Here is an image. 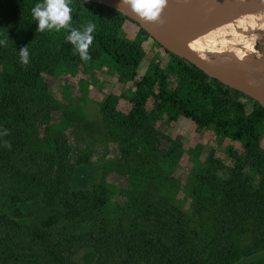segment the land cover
Returning <instances> with one entry per match:
<instances>
[{"label":"trees","instance_id":"16d2710c","mask_svg":"<svg viewBox=\"0 0 264 264\" xmlns=\"http://www.w3.org/2000/svg\"><path fill=\"white\" fill-rule=\"evenodd\" d=\"M38 2L40 0H0V40L8 39L6 47L0 46V63L4 64L6 71L0 75V131L8 129L10 133L0 137V187L7 189L0 192L3 199L0 202V264H7L8 261L21 264H76L70 260V255L64 254V250L71 247L67 243L73 240L87 243L92 249L89 255L96 264H233L241 255L264 248V236L260 235L264 223V152L259 148V135L252 120L248 123L247 131L240 127L236 130L237 138L248 135L249 140L243 154L234 152L233 155L238 168H245L248 173L260 172L262 176L257 188L245 190V179L241 177L224 184L212 176H196L202 183L221 193V200L210 217L213 238L206 256L194 250V242L184 231V220L153 210L150 203L139 208L145 215L131 229L124 228L123 216L115 227H108V219L101 217L105 202L87 185L92 180L99 181V174L96 175L99 168L84 162L81 156L74 164L69 163L70 150L63 133L53 136L54 152H44L47 139L34 129L36 121L41 118L45 120L51 109H57L45 94L46 85L40 78L39 70L45 68L51 71L64 63L76 65L79 61L86 62L78 54H73V46L65 40L66 32L60 38L61 46H57L48 33L36 31L37 23L32 19L31 8ZM72 7L73 27L79 28L87 21L96 24L89 50L91 59L106 53L126 70L137 67L138 57L133 53V47L117 34L122 18L136 24L133 20L94 2L73 0ZM230 23V26L233 25V22ZM26 45L30 52V63L25 67L19 62L18 51ZM185 62L192 67L179 62L182 73L193 81H199L198 89L203 93L211 91L209 84L202 81L209 76ZM209 78L219 87H225L223 93L228 90L239 93ZM162 91L168 93L167 90ZM174 94L160 95L197 124H221L224 108L198 115L186 108ZM215 98L217 95L212 100L215 101ZM144 99L145 96L138 91L132 99L133 108L125 118L115 113L109 98L103 102L102 121L108 119L109 122L114 117L118 125L130 130L128 137L121 138L123 142L131 136L144 135L148 129ZM257 106L263 109L258 103ZM63 117L91 133L95 138L88 139L93 143L106 141L99 132H94L99 125L98 119L89 123L79 114L65 110ZM3 140L10 141L11 149L3 146ZM25 148L37 159L35 168L30 170L14 159ZM12 184L21 185V193L29 188L36 193L34 196L17 195L12 190ZM136 201L138 199H134L129 206H140ZM251 218L255 223L254 242L242 250L235 249L228 240L230 232L239 222ZM195 234L197 237L196 231ZM198 239L202 242L201 238ZM26 242L30 243L29 253L24 250L27 249L24 245ZM33 245H37L36 248ZM248 264H264V258Z\"/></svg>","mask_w":264,"mask_h":264},{"label":"rangeland","instance_id":"374dc122","mask_svg":"<svg viewBox=\"0 0 264 264\" xmlns=\"http://www.w3.org/2000/svg\"><path fill=\"white\" fill-rule=\"evenodd\" d=\"M230 22H233L231 26L238 25L235 20L227 23ZM63 32L44 33L61 46ZM117 34L133 47V53L138 57L137 67L126 70L110 55L101 53L95 59L79 61L76 65L64 63L51 71L41 68L39 75L46 85L45 94L57 109H51L45 120L36 121L34 129L47 139L44 152L53 153V136L63 133L69 145V163L74 164L81 156L84 162L99 168L96 171L99 181L92 180L87 185L102 196L105 205L101 217L108 219L109 228L115 227L123 216L124 228L131 229L145 215L139 208L150 203L153 210L184 220V231L194 242V250L206 256L213 238L210 217L221 200V193L196 176H212L224 184L241 177L245 179V190L257 188L262 176L260 172L248 173L245 168H238L233 153H244L248 135L237 138L235 132L239 127L247 131L251 120L255 122L259 135V148L264 152V107H258L257 101L242 92L228 90L223 93L225 87H219L209 77L202 81L209 84L211 91L203 93L198 89L199 81H193L182 73L179 66V62L192 67L190 64L179 61L128 19L120 20ZM255 49L262 52L259 45ZM5 72L4 64L0 63V75ZM138 91L145 96L143 104L148 114L145 122L148 129L144 135L131 136L123 142L121 138L128 137L130 130L118 125L114 117L109 122L108 119L102 121L101 107L109 98L115 113L125 118L133 108L132 99ZM170 92H174L186 108L198 115L224 108L221 124L195 123L160 95ZM216 95L218 103L212 100ZM64 110L79 114L89 123L98 119L99 125L93 130L106 141H90L88 138L95 137L83 131L78 123L65 120ZM33 155L25 148L14 159L30 170L35 168L37 161ZM12 187L17 195L34 196L36 193L33 188L21 193V185L12 184ZM6 190L0 187V192ZM134 199H138L136 202L140 206H129ZM2 200L0 194V202ZM254 227L253 218L239 222L229 234V243L238 250L250 246L256 237ZM260 230V235L264 236V223ZM67 244L71 247L65 249L64 254L70 255V260L76 264H96L89 255L92 249L86 242L73 240ZM24 245L27 248L25 252H31L28 249L30 243ZM33 246L36 248L37 245ZM61 247L64 249L63 245ZM7 264L21 263L8 261Z\"/></svg>","mask_w":264,"mask_h":264},{"label":"bare ground","instance_id":"6f19581e","mask_svg":"<svg viewBox=\"0 0 264 264\" xmlns=\"http://www.w3.org/2000/svg\"><path fill=\"white\" fill-rule=\"evenodd\" d=\"M229 20L238 25L230 26ZM178 40L185 54L234 81L249 82L264 96V16L245 19L235 11H222L190 26Z\"/></svg>","mask_w":264,"mask_h":264},{"label":"water","instance_id":"95a60500","mask_svg":"<svg viewBox=\"0 0 264 264\" xmlns=\"http://www.w3.org/2000/svg\"><path fill=\"white\" fill-rule=\"evenodd\" d=\"M107 6L133 20L157 44L167 52L184 59L207 76L234 90L242 92L264 107V96L249 82L234 81L221 70L210 67L192 55L185 54L178 35L187 28L200 23L212 14L235 11L239 18L264 16V0H168L159 22H145L128 7L120 5L121 0H84ZM264 258V248L248 255H241L233 264H248Z\"/></svg>","mask_w":264,"mask_h":264},{"label":"clouds","instance_id":"9594fccd","mask_svg":"<svg viewBox=\"0 0 264 264\" xmlns=\"http://www.w3.org/2000/svg\"><path fill=\"white\" fill-rule=\"evenodd\" d=\"M73 0H40L31 8V16L37 23L36 31L66 32L65 40L73 46V54L81 60L91 59L90 46L93 43V33L96 24L87 21L81 27H73ZM168 0H121L120 5L128 7L135 15L145 22H159L161 13L167 6ZM8 39L0 40V46L6 47ZM19 62L22 66L30 63V52L26 46L19 49ZM8 129L0 131V137L9 135ZM3 146L11 149L10 141L3 140Z\"/></svg>","mask_w":264,"mask_h":264}]
</instances>
